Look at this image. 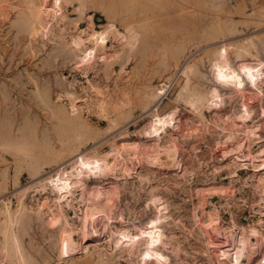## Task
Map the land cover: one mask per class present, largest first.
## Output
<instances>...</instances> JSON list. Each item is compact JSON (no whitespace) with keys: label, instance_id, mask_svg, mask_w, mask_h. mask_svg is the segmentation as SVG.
Instances as JSON below:
<instances>
[{"label":"rangeland","instance_id":"374dc122","mask_svg":"<svg viewBox=\"0 0 264 264\" xmlns=\"http://www.w3.org/2000/svg\"><path fill=\"white\" fill-rule=\"evenodd\" d=\"M27 3L0 0V248L7 247L8 252L1 251L5 264H20L11 252V232L27 264H157L153 257L141 261L138 251L132 254L133 245L115 248L112 240L116 229L135 233L157 215L162 264H229L219 249L245 232L249 244L240 264H259L264 81L256 87L219 84L209 61L223 44L236 62L238 43L246 39L251 43L241 58L264 61V0H62L57 8L45 2L39 14ZM107 21L122 33L136 32L137 38L132 47L110 38L82 71L71 35L90 22L102 29ZM184 63L195 65L189 73L191 90L219 89L217 106L198 113L185 100L174 99L185 81ZM162 82L165 93L149 99ZM70 99L78 102L74 119L68 114ZM243 104L250 111L246 120L237 117ZM172 107L179 110L178 124L167 126L160 138L141 131L153 112ZM114 143L129 150H120L111 170L83 171L69 204L56 202L48 183L41 186L58 165L69 170L79 151L95 148L104 154ZM172 143L177 147L173 161L163 153ZM154 148L160 151L154 163L139 155ZM114 158L108 155L109 162ZM89 203L108 215L100 211L101 218L95 214L83 227L80 212ZM211 221L220 234L209 227ZM64 231L78 242L72 253L63 250ZM144 239L138 236L137 245Z\"/></svg>","mask_w":264,"mask_h":264},{"label":"bare ground","instance_id":"6f19581e","mask_svg":"<svg viewBox=\"0 0 264 264\" xmlns=\"http://www.w3.org/2000/svg\"><path fill=\"white\" fill-rule=\"evenodd\" d=\"M61 1L62 0H28V3H29V5L33 6L32 8H34L35 13L39 14L40 12H42V10L45 6V2H48L52 7L57 8L58 5L61 3ZM63 1L69 2V0H63ZM80 1L81 0H79V2ZM82 4H79L78 7H76V8L79 9L80 5H81V7L83 6ZM128 31H130V29ZM110 38H112V40H119V39L121 40L122 39V41L124 40L128 45H130L132 47L135 39L137 38V34H136V32L135 33H131V32L122 33L116 28L115 24L112 21H107L103 25L102 29L94 28L92 25V22H90L87 29H81L78 32H76L75 34L71 35V39L69 41V44L74 48V50H72L73 52L75 51V49L78 51V53L76 54V61L80 64L82 71H85L87 69V67H89V64L93 60V57L96 53V50H98V51L104 50V48L106 47V42ZM220 42H222V41H220ZM228 42H229V40H228ZM250 43H251V39H246L242 43H238L239 44L238 46L236 45L237 48H236L235 52H236V56L238 58V59H236L237 61L235 60L236 62L231 61L229 54H228V46L222 44L219 47H216V49L213 52V56L209 61V68H210L209 70L211 72V75H212V78L214 79V81H216L217 83L222 84V85H231L235 88H241L243 86L244 82L248 83L252 87H256V86H258L259 82L264 81V61H262V59L261 60L260 59L254 60L252 58L251 60H249V59L241 58V56H242L241 50H244L246 48V46L249 45ZM212 46H213V44H212ZM233 48H235V47H233ZM74 53H76V52H74ZM193 66H195L193 63H184V65L181 67V70L179 69L181 71V73L184 75L185 81L180 86V88L177 91L174 99L175 100L181 99L183 101L185 100L187 103H189V105H191V107L193 109H195L198 113H201V109L204 106H207V107L211 106V105L217 106V104H219V102L221 101L222 96L220 95L219 89L215 85L210 86L204 92L197 91V90H191L190 84H189V73L193 70ZM166 90H167V84L165 82L157 84L149 92V94H148L149 99H156L158 97H161V95L163 93H165ZM68 94H69V96L72 97V93L68 92ZM76 102H77V99L76 100L70 99L69 109H68L69 118L74 119L78 116V104H77L78 102L77 103ZM176 102H178V101H176ZM178 111H179L178 108L172 107L169 110L164 111L162 113L153 112L149 121L147 122L146 126H144L141 131L144 134H146L147 136H154V137L160 138L159 137L160 133L165 131V128L167 126H171V127L175 126V122L177 121V118H178ZM249 112L250 111H248L247 107L243 104L242 108L239 110V112L237 114V117L242 118L244 120L248 116ZM111 124H113V122ZM176 127H177V125H176ZM250 127H252V126H250ZM173 128H175V127H173ZM252 131H253V129L249 130L250 133ZM226 136H228V135H226ZM173 141L175 142V139ZM175 144H176V142H175ZM175 144H173V143L171 145L169 144L170 146L167 144V148H165V151L163 152L165 154L167 153V155L169 156V159L171 161H173L176 157V148L177 147H175V146L177 144L176 145ZM119 145H120L119 143H114V147H113L114 149L112 148L111 151L109 150V152L104 153V154H99L98 152H96L94 150L95 148L91 151L88 150L86 152L85 151L84 152L79 151L73 160L71 158L72 162H71V166H70L69 170H64L63 166L58 165V167L55 171V175L52 176L53 175L52 174V175L48 176L45 179V181H43L41 186L43 187L46 183H48V185L51 187V189L56 192V202L61 203V205H62V201H65L66 204H69L68 195H72V187L75 186L76 184L78 185V183H80V181H81L80 176H81L83 171H89L91 173L97 174L99 172H104L108 169L111 170L118 163V162H116V160H117V155L120 153V150L121 149H123L125 151L129 150L126 147L124 148V145H122V147H120ZM163 148H164V146H163ZM163 148H162V150H163ZM133 149L137 150L136 148H133ZM154 149L156 150V148H154ZM135 150H134V152H135ZM155 150H153V153L150 150H148L149 153L144 151L145 153H142L139 155L145 156V154H146V159L151 161L152 163H154L155 161L158 160V155H159L158 152H160L158 150H156V151ZM136 152L138 153V150ZM136 152H135V154H136ZM109 154H111L113 157H115L113 162L108 161V155ZM167 155H165V156H167ZM63 165H64V163H63ZM44 188H46V187H44ZM81 192H83V191H81ZM81 195H83V193H81ZM85 205H86V203H85ZM98 206H96L94 204L90 205V203H89V205H87L84 208V211L80 212V213H83L82 214V218H83L82 225H83V227L86 225L87 222H89L88 220H91L94 218V217L92 218V216H94L98 212H99L98 214H100L102 212V208L100 206L99 207ZM10 212L11 211L8 208L5 209V213L8 216V218H11ZM102 213H104V212H102ZM106 214L104 213L102 216L106 217ZM53 216H55V215H53ZM99 216H98V218L102 217L101 215H99ZM104 217H103V219H105ZM154 217L155 218H151L149 221H147L148 226H146L145 228L144 227L138 228L139 230L135 233H132L128 228L116 229L113 232L114 236L112 238L113 243L115 244V248L120 243H122L124 245H130V246L133 245L132 254H133V252L138 251V256H139V259L141 261H145L146 259L153 257L157 264L158 263L162 264L165 261L162 259V257L164 258L165 255H163V256L161 255L159 247L156 244V242L158 240H160L159 237L162 235V231L159 228V226L157 225L158 223L156 222V219L159 218V215L154 216ZM57 218L58 217H56V219ZM103 219H102V222H103ZM147 222H146V224H147ZM92 223H94V222H92ZM211 223H213V222L211 221ZM211 223H209V225ZM214 223L211 224L210 226L209 225L208 226L216 234L217 233L220 234L219 232L215 231V228L217 225ZM101 224H103L102 228H106L105 226L107 224V220ZM94 225H93V227H94ZM88 226H86V227H88ZM92 228L91 229L89 228V229L93 231ZM88 232H89V230H88ZM6 233L7 232L5 231V234ZM10 234H11L12 242H14V247L11 251V252H13L12 254L17 257V259H18L17 261H19L20 264H27L25 256L21 252V249L18 245V237L16 236V234L14 232H11ZM138 236H145V239L142 243L143 244L142 246H141V244L137 245V243L139 241V240H137ZM214 236H216V235H214ZM212 243H215V242H212ZM217 243H219V242H216L215 245H217ZM221 243H222V241H221ZM248 244H249L248 234L246 232L241 233L236 238H233L232 244L229 243V245H231L230 247L227 246L228 248L227 247L221 248L222 246H220L221 249H219V251H220L219 254L224 258L229 257V260L227 259L229 261V264H240V261L243 258L242 256L244 254V251H245ZM77 246H78V242H76V240L73 239L71 232L64 231V234H63V250L72 253L76 249ZM138 246H141L140 249L138 248ZM213 247H214V245H213ZM217 247H219V244ZM262 247L263 248H262V251L260 253L259 264H264V240H263V246ZM6 248L7 247H5V244H4V246L2 245V248H0V264H5V262L3 261V254H2L3 251L2 250L7 251V250H5ZM216 249H218V248H216ZM214 250H215V248H214ZM249 251H250V249H249ZM4 256H6V255H4ZM7 256H6V258H7ZM8 257H10V256H8ZM4 259H5V257H4ZM165 259H167V258H165ZM225 260H223V261H225Z\"/></svg>","mask_w":264,"mask_h":264},{"label":"built area","instance_id":"2783aa9c","mask_svg":"<svg viewBox=\"0 0 264 264\" xmlns=\"http://www.w3.org/2000/svg\"><path fill=\"white\" fill-rule=\"evenodd\" d=\"M229 2H234L235 0H228Z\"/></svg>","mask_w":264,"mask_h":264}]
</instances>
